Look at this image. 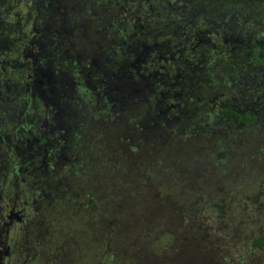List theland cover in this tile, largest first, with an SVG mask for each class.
<instances>
[{
  "label": "flooded vegetation",
  "instance_id": "flooded-vegetation-1",
  "mask_svg": "<svg viewBox=\"0 0 264 264\" xmlns=\"http://www.w3.org/2000/svg\"><path fill=\"white\" fill-rule=\"evenodd\" d=\"M73 1L0 0V264L36 263V247L40 245L34 238L33 227L47 201L63 187L66 172L73 169L68 168L72 161L65 156L70 148L69 119L65 114L70 109L69 104H73L71 97L63 95L65 85H70L72 93L80 95L78 101L95 102L96 110L115 116L113 90L119 91L121 86H115L110 77L120 74L130 80L136 76L138 82H151L167 95L161 94V103H155L137 122L141 126L142 120L151 121L158 115L167 122L177 119L186 109L185 101L181 105L173 95L177 83L172 80L179 77L182 66L191 63L182 56L187 49L203 52L208 48L217 53L226 52L228 48L231 52L241 51L243 46L251 48V40L246 39L245 34L264 31V11L258 6L255 9L261 10L260 13L242 15L235 8L237 0H203L206 4L199 0L201 6L195 13L192 2L196 5L197 0L172 3L159 0V11L167 10L168 14L160 11L159 32L153 35L154 41L147 39L151 33L143 34L142 41L126 46V56L124 48L120 47L122 59L117 63L112 56L114 48L107 57V64L101 65L93 52L84 57L79 55L74 61L66 55L68 42H76L98 30H89L85 24L89 18L93 22L100 19V5L93 3L91 8L76 5L78 8L73 12ZM181 1L192 7L188 12H178L176 17L173 6ZM162 4L169 6L162 10ZM125 5L126 2L122 5L123 20L130 16V8L125 9ZM119 14L115 17L120 20ZM180 15L182 18L178 17ZM178 21L184 22L180 26L184 39L170 26ZM247 22L251 25L243 28ZM111 26H105L104 32L114 33L112 28L107 30ZM117 32L129 36L133 32L131 24L125 22ZM158 36L166 40L157 41ZM92 67L100 69L94 74ZM94 75L96 78L92 79ZM93 80L98 81L97 86H92ZM83 85L92 90L95 99H91ZM244 86L247 91L255 90L251 84Z\"/></svg>",
  "mask_w": 264,
  "mask_h": 264
},
{
  "label": "trees",
  "instance_id": "trees-1",
  "mask_svg": "<svg viewBox=\"0 0 264 264\" xmlns=\"http://www.w3.org/2000/svg\"><path fill=\"white\" fill-rule=\"evenodd\" d=\"M106 1L90 0V5L92 7L93 3H99L101 11L102 6L106 5ZM128 1L132 4L130 8L135 9V7L138 8L135 4L142 0H114L111 3L115 12L112 8L113 19L109 24L113 26L108 27L107 30L112 28L114 33L104 32L107 25L100 27V22L99 27L96 28L98 30L93 32L95 34L102 32L107 38L118 35L124 40L118 48L114 47L117 45L114 44L101 54L103 58L108 57L111 48H114L115 52L112 51L113 60L116 61H113L114 63L122 59L119 51L120 47L124 48L125 56L127 55L126 46L130 44L129 41H126L127 38L133 35L150 33V28L146 30L145 26H142V31L134 29L135 25L132 24L133 18L131 16L126 20L116 19L115 16L119 13V7H121L123 14L124 7L122 5L126 2V9ZM143 1H145L144 6L138 4L139 10L151 8L157 11L156 17H159V0ZM198 2L199 0L195 1L196 5L192 2L195 13L199 12L198 8L201 6ZM201 2L206 4L203 0ZM262 5H264V1L257 3L254 0H237L235 8L242 15H245L246 12H252L253 8ZM164 6L167 8L169 5ZM173 7L176 9L173 14L177 17L178 12L181 14L182 12H188L192 6L186 1H181ZM205 7V5L202 6L203 9ZM161 12L168 14L167 10ZM255 12L260 13L261 10L255 9ZM200 15L203 14L200 13ZM178 17L182 18L181 15ZM262 20L264 21V18ZM90 21H92V18H89L87 23ZM125 22L126 25L131 24L133 32L129 36L117 32ZM249 25L251 23H244L243 28H248ZM156 27L159 28V23ZM255 28L258 27L255 26ZM96 29L93 28V30ZM149 36L147 39L150 42L154 41L153 35ZM245 36L246 39L251 40V48L243 46L241 51L233 52L228 48L226 52L220 53L208 48L203 52L198 49L191 52L187 49L182 55L183 58H188L191 63L182 66L181 74L172 82L177 83L176 90H181L184 93L181 99L184 98L183 100L186 103V111L185 109L183 111L188 120L182 130L174 128L171 131L170 139H165L159 147V154L156 157H150L149 167H146L147 165L143 167L145 178L149 176L155 182L159 180V208L162 211L168 210L169 214L170 212L173 213L175 218L172 217L171 219L177 223H172L175 227L171 228L177 231V226L188 224L190 227L186 228V231H190V234L183 236L184 241L205 242V244H210L213 249L225 250V256L216 264H264V141L262 140L264 138V112L260 111V103L264 107V44L261 42L264 41V31L257 33L255 30L245 34ZM255 41H259V44ZM94 54L99 58L98 53ZM244 84H251L255 88V90L249 91L252 96L253 93H255V96L258 93L256 96L257 101L249 107L240 105L235 96L232 95ZM212 87L213 91L211 90ZM201 91L203 92L201 93ZM163 96L167 95L163 94ZM233 103L240 105L239 108H236L237 106L235 107ZM104 113L106 114V112L95 108L88 109L90 118L95 120L105 117L107 121L113 122L116 116H106ZM161 118H163L161 115L156 118L153 116L151 121L155 123L159 120L160 122ZM146 120H142L141 123L143 124ZM139 125L137 121L132 123L134 128ZM86 126L85 122L81 123L82 130H85ZM68 128L70 148L67 149V156L72 161L68 164V168L73 167V169L70 168L72 171L66 172V177L71 179L77 177L79 184L86 191L85 185H88L91 179H94L96 175L97 178L103 177V168H106L107 172L110 173L109 175L118 174L119 172L117 176L115 175V178L126 192L125 197L129 196L133 200L137 199L132 207L135 208V211L145 208L144 201H142L144 196L140 197L138 186L135 190H132L134 185L132 187L130 185L125 186L119 178L120 176H122V179L128 178L127 173H129L120 170L122 168L120 160L123 159V155L118 153V156H113L116 163H112L110 162V150L104 151L103 147L100 148V145H98L99 143L93 141L94 144L90 146V149L92 153L97 154L98 159L94 162L91 159L87 160L89 157L81 152L86 144L79 137L80 133L77 131L75 132L76 135H73L74 133L71 134V130ZM172 136L175 138L174 140ZM176 139L177 142H175ZM120 141L126 146L129 154L137 153L140 148H148V145L144 147L140 142L135 147H132L131 143L129 146V139L121 138ZM100 153L105 154V159L100 156ZM203 163L207 164L208 172L199 168ZM181 164L189 165V168L193 171L203 172L202 177L196 180L197 186L195 184L193 187H185L188 181L184 177L189 172L179 169L178 166ZM213 178L217 183L215 187L206 186L203 183L204 180ZM139 181H142V178ZM139 181L137 179L136 182ZM130 190L131 193H129ZM110 191L112 192L111 189ZM111 192L110 195L113 198ZM115 196L113 200L119 201L121 196L118 191ZM165 197H170L174 201L179 200L178 210L171 209L167 205ZM91 200V202L88 200V207L85 208L87 212H93L97 207V201L93 198ZM80 206H84V204H80ZM156 206L158 207L157 204ZM231 217L235 220L230 223ZM156 224L155 227L159 228L163 234L159 231V236L154 239L153 236L148 235L149 240H152V244H157L158 248L165 245V247L171 249L172 245L169 242L172 238L171 233L164 232L162 223L157 222ZM115 225L116 223L107 226L110 227L111 232H114ZM141 230L145 232L146 229L144 227ZM110 231H106L107 236L103 235L100 249L102 248L105 254L106 264H117L113 249L110 247L113 244L111 238H109L111 236L108 234ZM145 237L143 236V238ZM193 259L196 260V263L200 261V264L215 263V258H212V256L210 259L204 257ZM183 262V260H172L171 263L167 264H183ZM196 263L194 262V264Z\"/></svg>",
  "mask_w": 264,
  "mask_h": 264
},
{
  "label": "rangeland",
  "instance_id": "rangeland-1",
  "mask_svg": "<svg viewBox=\"0 0 264 264\" xmlns=\"http://www.w3.org/2000/svg\"><path fill=\"white\" fill-rule=\"evenodd\" d=\"M71 1L68 0V3H72ZM112 1L114 2V0L106 1L105 3L108 6H102L100 19L96 22L90 21L85 24L89 30L99 27V22L100 27L108 25L111 22V19H113L112 10L114 9L111 4ZM169 1L172 3L175 0ZM73 3L74 4H71V6L75 8V10H72L73 12L78 8L76 5H80V8H91L90 0H74ZM127 3V7L130 8L132 4H130V1ZM144 3L145 1L142 0L135 4L138 8L129 9V14L133 18L132 24L136 26L135 29L137 31H142V26H145L146 30L150 28L149 32L152 35L157 34L159 28L156 26L160 23L159 17H156L158 13L151 8L140 11L138 4L144 6ZM161 6L163 10L165 6L163 4ZM116 8L118 9V7ZM259 8L264 11V5ZM253 9L252 12L254 13L255 9ZM118 12L120 13L119 18L121 17L120 20H123L125 15L121 14V7H119ZM137 16L138 20L136 19ZM183 25L184 22L182 21L170 25L174 27L173 30L180 36V39H184L182 29L180 28V26ZM142 35L143 34L138 36L133 35L127 38L126 41H129L131 44H136L142 41ZM114 36L113 38H107L102 32L100 34L89 32V35L86 34V36L80 37L76 42L69 40L66 55L67 57H72L73 60L76 61L79 55L84 57L91 55L87 54L90 52L98 53L100 64H107V57L103 58L101 54L112 47V45L117 44L114 47L118 48L119 44L124 42L118 35ZM159 40L165 41L166 39L165 37L159 39L158 36L157 41ZM73 42H75V47L73 46ZM99 69L100 67L93 68V73L95 74ZM99 75L103 77L102 73H99ZM94 78H96L95 75L92 79ZM110 78L114 84L116 83L115 86H121L119 88L121 91L113 90L114 95L112 99L113 104L116 105V108L114 107L116 110V117L113 119V122L107 121L105 117L95 120L90 118L88 116V109H94L96 103L78 101L77 98L80 95H75L74 92L72 93L70 85H65L66 91L63 92V95L69 99L72 98L71 102H73V104H69L70 109H67L65 114L67 116L65 118L69 119L68 129L71 130V134L74 133L73 135H76L75 132L77 131L80 133L81 136L79 135V137H81L82 141L86 144L81 152L89 157L87 160L91 159L94 162L98 159L97 154L92 153L90 149V146L94 144L93 141L99 143L98 145H100V148L103 147L104 151L110 150V162L112 163H116L113 156H118V153L122 154L123 159L120 160L122 168L120 170L129 173H127L128 178L122 179V176L119 178L122 183L124 182L123 185L125 186L130 185L132 187V185H134L132 190H135L136 186H138L140 197L144 196L142 201H144V206L146 207L135 211L132 205H134L133 203L136 202L137 199L133 200L132 197H125L126 192L121 185H119V182H117V178H115V175L117 176L119 172L118 174L109 175L110 173L107 172L106 168H103V177L97 178L96 175L94 179H91L90 183H88V185L86 184L87 186L85 185L86 191L83 190L84 187L79 184L77 177L71 179L64 175L62 181L63 187L59 188L58 192L52 195V199L47 201V206L43 211L41 210V217L36 220L32 230L34 238L40 245L36 247L35 264H106L105 254L102 248L100 249V245L103 241V235L107 236L106 231H110V227L107 225L113 223H116L114 227L115 230L114 232L110 231L108 234L111 236L109 238H111L113 242L110 247L113 249L117 264H167L171 263L172 260H183L187 262H183V264H194L196 260L193 258L204 257L205 259H210L211 256L215 258L214 264H216L225 256V250L213 249L210 244H205V242L201 243L196 241L195 243V240L184 241L183 236H188L190 234V231H186V228H189L190 225L182 224L177 226V231L171 228L175 227L172 223H177L173 222L171 219L172 217L175 218L173 213L170 212L169 214L168 210L162 211L159 208V180L155 182L152 178H149V176L145 178L143 172V167L146 165V167H149L148 161L151 163L150 157H156L159 154V147L164 143L163 141L165 139H170L171 136L169 135L172 134L171 131L174 127L179 130L184 128L188 120L183 111L184 109L181 111L182 114L178 115L177 119L172 118L170 121L165 122L166 119L161 118L160 122H155L156 124L147 119L142 126L139 125L137 128H134V126H132L134 121L136 122L140 117L142 118V115L149 112L155 103H161V94H163L165 90L158 89L155 85H152L151 82H147L146 80L138 82L135 79L136 76L130 80L126 75L120 74H116V77L111 76ZM164 80H167L165 76ZM102 81L107 82L103 78ZM97 82L93 80L92 86H97ZM160 82L163 83V80L161 79ZM83 88L88 89L84 85ZM211 90H214L213 87ZM202 92L203 91H201V93ZM87 93L91 95L90 97L92 100L95 99V95L91 89H88ZM183 94L181 90H176L173 94L175 98H179L181 105H183L184 102V98L181 99ZM232 95L235 96V99H237L240 105L249 107L257 101L256 96L258 93L256 96L255 93H253L252 96L249 91L245 90V86L243 85ZM131 98L133 99L131 100ZM233 105L235 107L237 106L236 108L240 106L234 103ZM260 106V111L264 112L262 103H260ZM183 107L186 108L185 106ZM83 122L87 124L85 130L81 129V123ZM100 136L101 138H99ZM121 138L125 140L129 139V146L131 143L132 147H135L138 145V142H140L144 147L148 145V148H140L135 154L130 153L132 158L126 146L120 141ZM172 139L174 140L175 138L172 136ZM262 140L264 141V138ZM175 142H177V139ZM65 154V156L68 155L67 150ZM100 156L105 159V154L100 153ZM178 167L182 171L186 170L189 172L188 175L184 177V179L188 181L185 187H193L195 184L197 186L196 180L202 177L203 172L193 171L189 168V165L186 164H181ZM199 168L202 171L208 172L207 164L205 163L199 166ZM141 178L142 181H139ZM137 179L139 182H136ZM203 183L211 187L217 185L215 178L204 180ZM117 191L121 196L119 197V201L113 200ZM110 192L113 193V198ZM129 193H131V190ZM87 198L90 202L92 201L91 198L97 201V211H85L88 205L87 203H89ZM43 199L46 200V197H43ZM165 200L171 209L173 208L175 211L178 210L177 205L179 204V200L174 201L170 197H165ZM80 204H84V206H80ZM204 216L202 217L204 218ZM234 220L235 218L231 217L230 223ZM157 222L164 225L162 227L164 232L167 231L171 233L170 235H172V238L169 240L172 245L171 249H168L165 245L158 248L157 244H152V240H149V236H153L154 239L159 236V231L162 232L159 228L155 227ZM144 227L146 230L142 232L141 229ZM143 236L146 237L143 238ZM196 264H200V261Z\"/></svg>",
  "mask_w": 264,
  "mask_h": 264
}]
</instances>
